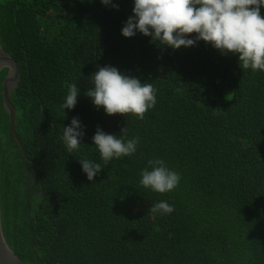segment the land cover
Here are the masks:
<instances>
[{"label": "trees", "instance_id": "16d2710c", "mask_svg": "<svg viewBox=\"0 0 264 264\" xmlns=\"http://www.w3.org/2000/svg\"><path fill=\"white\" fill-rule=\"evenodd\" d=\"M71 1L0 0V46L19 64L10 102L24 149L1 85L4 242L29 264H264V71L241 69L238 54L203 40L173 49L139 31L123 36L134 0ZM97 65L154 86L144 119L108 115L85 95ZM71 83L77 103L62 109ZM73 117L85 135L68 153L62 131ZM98 126L118 137L127 127L136 152L105 165ZM82 158L102 165L94 181ZM155 158L180 174L172 191L140 185ZM160 201L174 211L149 210Z\"/></svg>", "mask_w": 264, "mask_h": 264}, {"label": "clouds", "instance_id": "9594fccd", "mask_svg": "<svg viewBox=\"0 0 264 264\" xmlns=\"http://www.w3.org/2000/svg\"><path fill=\"white\" fill-rule=\"evenodd\" d=\"M107 6L111 0H100ZM113 7L118 5L113 4ZM264 0H134L133 15L122 27V35L132 37L137 31L151 36L160 45L179 49L194 46L197 41L210 43L223 54H238L241 69L264 71V16L260 8ZM195 33V38L189 34ZM91 74L93 87L85 95L92 103L102 107L106 114L135 115L144 119L145 113L156 104V89L151 83L141 82L134 76L125 75L117 67L97 65ZM67 95L60 105L72 109L80 93L75 83L67 86ZM180 91L179 88L176 89ZM128 129L123 127L120 136L105 133L99 126L92 137L101 159L107 165L113 158L131 156L137 150L139 137L127 139ZM85 135L78 117L64 126L62 140L68 153L79 150ZM89 181L103 169L100 163L87 158L79 159ZM141 173L140 185L154 192L172 191L180 182V174L169 169L159 158L149 159ZM152 212L169 214L174 207L166 201L151 205Z\"/></svg>", "mask_w": 264, "mask_h": 264}, {"label": "water", "instance_id": "95a60500", "mask_svg": "<svg viewBox=\"0 0 264 264\" xmlns=\"http://www.w3.org/2000/svg\"><path fill=\"white\" fill-rule=\"evenodd\" d=\"M58 1H62V0H58ZM73 1L75 2V0ZM103 20L104 17H102L101 21ZM4 59H7L8 62L4 63L3 61ZM6 66H8V70H6ZM18 74H19L18 62L14 58H12L9 54H7L6 51L0 46V86L2 85V89H1L2 106L5 109V111L8 113L10 132L12 134V137L15 138L18 145L24 152L21 140L19 139V137L16 135L15 132V120H14L15 110L10 102V93L17 85ZM0 264H29V262L24 261L20 259L17 255H15L3 240L1 192H0Z\"/></svg>", "mask_w": 264, "mask_h": 264}, {"label": "bare ground", "instance_id": "6f19581e", "mask_svg": "<svg viewBox=\"0 0 264 264\" xmlns=\"http://www.w3.org/2000/svg\"><path fill=\"white\" fill-rule=\"evenodd\" d=\"M3 61H4V63H7V62H8V60H7V59H4ZM7 250H8V249H7ZM8 251H9V250H8Z\"/></svg>", "mask_w": 264, "mask_h": 264}]
</instances>
